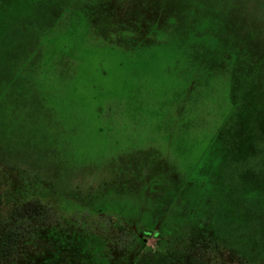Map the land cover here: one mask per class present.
Returning a JSON list of instances; mask_svg holds the SVG:
<instances>
[{
	"label": "rangeland",
	"instance_id": "374dc122",
	"mask_svg": "<svg viewBox=\"0 0 264 264\" xmlns=\"http://www.w3.org/2000/svg\"><path fill=\"white\" fill-rule=\"evenodd\" d=\"M263 54L264 0H0V225L51 212L6 264H264Z\"/></svg>",
	"mask_w": 264,
	"mask_h": 264
},
{
	"label": "trees",
	"instance_id": "16d2710c",
	"mask_svg": "<svg viewBox=\"0 0 264 264\" xmlns=\"http://www.w3.org/2000/svg\"><path fill=\"white\" fill-rule=\"evenodd\" d=\"M193 45V44H192ZM232 46V49L237 52H244L243 49L241 51V47ZM222 47V45H219ZM228 46V45H224ZM229 47V46H228ZM247 51H250L247 49ZM264 55V54H263ZM241 58V57H240ZM237 61V60H236ZM239 61V58H238ZM234 69L239 66L238 63H233ZM241 111V110H240ZM238 115L240 112H237ZM242 116H238L234 118L236 123H239ZM234 148V146H231ZM229 148V151L227 152L228 155L233 154V152H236V150H233L232 148ZM227 162L229 164L230 160ZM233 165H230L229 168L234 171V169H237V172L235 175H232L231 180L233 183H235L236 187H241L243 184L242 181V175L241 172H239L240 168L244 165L243 157H240L238 160H234ZM223 164H225V161H223ZM240 180L238 181L237 180ZM229 183V184H233ZM222 212L214 214L212 218L207 219H201V216H204L206 213V208L202 207L199 208V206L195 209L197 210L194 217L187 218L183 220L185 225H188L189 229H187V233L189 232L190 228L194 229L195 233H202V234H208L210 233V237L212 238H221L223 234L228 232L229 230L234 229V227L230 226V219H227L225 217V214L223 216V208L224 206L221 205ZM162 212V211H161ZM50 214L51 212L49 210V207L45 204H43L39 200H35L33 198H29L27 201L20 205H16L12 211L11 218L9 222H5V224L0 225V264H6L7 262H10L14 260V258L18 255L19 252V245L22 242V240L29 234L31 231H35L38 227L44 225V221H42L43 218L47 217L46 214ZM193 213V211H192ZM162 214V213H161ZM163 216L161 218L167 219L168 213L165 212L162 214ZM40 216V217H38ZM41 223H37L40 222ZM161 230L164 228V223L161 222ZM160 231V230H159ZM168 232V231H167ZM164 234V232H163ZM143 235L145 236H151L154 235L158 237H162L163 235L160 232H154L151 228H145L143 230ZM190 235L189 233L187 234ZM160 245L162 244L161 241L159 242ZM168 264H208L206 258L203 254H201L197 249L196 246H194L188 253L185 255L183 259H178L176 261L169 262Z\"/></svg>",
	"mask_w": 264,
	"mask_h": 264
}]
</instances>
